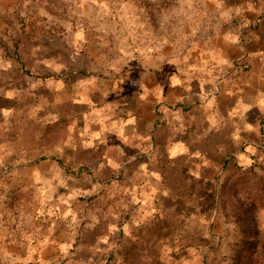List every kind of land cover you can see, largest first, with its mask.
Masks as SVG:
<instances>
[{"label":"rangeland","instance_id":"374dc122","mask_svg":"<svg viewBox=\"0 0 264 264\" xmlns=\"http://www.w3.org/2000/svg\"><path fill=\"white\" fill-rule=\"evenodd\" d=\"M213 22L206 0H0V264H264V141L238 173L218 174L203 224L167 226L148 258L125 256L141 241L110 225L113 184L70 173L68 161L59 173L69 130L41 140L38 123L57 120L66 103L61 76L96 72L100 55L137 59L160 43L184 51ZM177 229L193 238L190 248H178Z\"/></svg>","mask_w":264,"mask_h":264},{"label":"crops","instance_id":"0c3cea01","mask_svg":"<svg viewBox=\"0 0 264 264\" xmlns=\"http://www.w3.org/2000/svg\"><path fill=\"white\" fill-rule=\"evenodd\" d=\"M206 2L214 24L201 42L184 51L160 43L124 61L100 55L96 72L58 79L65 106L57 120L41 122L69 130L58 144L59 173L68 161L70 173H100L113 184L110 225H121L126 240L143 232L147 216L151 224L170 212L177 226L189 218L203 224L223 163L240 166L264 141V0ZM168 173L198 187L205 206L171 190ZM171 195L168 211L163 199ZM174 236L182 250L194 241L183 229Z\"/></svg>","mask_w":264,"mask_h":264},{"label":"trees","instance_id":"16d2710c","mask_svg":"<svg viewBox=\"0 0 264 264\" xmlns=\"http://www.w3.org/2000/svg\"><path fill=\"white\" fill-rule=\"evenodd\" d=\"M38 124L41 128L44 129V133L41 135V140L43 141L49 137L48 136L49 132L54 131V129L56 128L66 127V125H63V126L60 125L59 122H55L53 124H47V125H44L42 123H38ZM31 136H32V141L34 142V138H35L34 135L32 134ZM30 153H32V151H27L25 156L28 157ZM16 158H17L16 155H12L10 159L14 160ZM223 170L225 173H238L240 170V166L233 161L227 160L226 162L223 163ZM163 182H165L169 186V188L171 187L173 191L179 189L185 196L187 202H189V204L193 206L194 208L200 209L201 206H205L207 198L204 195H202L201 190L198 187L190 186L188 182H185V180H183L182 177L177 175L176 173H168V176L165 177ZM262 187L264 188V180L262 182ZM174 199L175 198L172 195L164 198L163 199L164 208H166L168 211L170 209H173L174 204H175ZM171 215L172 214H168L165 219L159 218V220H156L148 230H145L140 235H138L136 237V240L141 241V245L138 247V244L137 245L134 244L132 247H130V249H127L125 251V256L131 257L133 253L139 251L138 253L142 257H148V258L153 257V255L150 252L149 253H144V252L148 250H153L154 246H156L157 244L161 242V240H163L162 234L166 230L165 228L167 226L173 227V225H175L174 222H171L169 219V217L171 218ZM175 231L178 232L179 230L177 229ZM152 243H153V246H151ZM246 244L247 243L242 244V246L240 247L241 251L242 249H244V246ZM180 245L182 247H185L191 244L190 243H180Z\"/></svg>","mask_w":264,"mask_h":264}]
</instances>
